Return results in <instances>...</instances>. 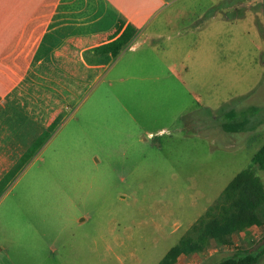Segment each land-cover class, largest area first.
I'll list each match as a JSON object with an SVG mask.
<instances>
[{
    "label": "rangeland",
    "instance_id": "obj_1",
    "mask_svg": "<svg viewBox=\"0 0 264 264\" xmlns=\"http://www.w3.org/2000/svg\"><path fill=\"white\" fill-rule=\"evenodd\" d=\"M164 15L161 37L93 84L46 92L61 114L31 132L0 196V264H158L264 146V0H174ZM251 107L246 131L223 130ZM252 227L176 264L257 248L264 223Z\"/></svg>",
    "mask_w": 264,
    "mask_h": 264
},
{
    "label": "crops",
    "instance_id": "obj_2",
    "mask_svg": "<svg viewBox=\"0 0 264 264\" xmlns=\"http://www.w3.org/2000/svg\"><path fill=\"white\" fill-rule=\"evenodd\" d=\"M173 2L0 0V196L24 169L37 137L61 114L59 99L46 93L55 94L51 85L93 84L114 58L105 47L125 33L132 37L121 52L161 37L153 26Z\"/></svg>",
    "mask_w": 264,
    "mask_h": 264
},
{
    "label": "trees",
    "instance_id": "obj_3",
    "mask_svg": "<svg viewBox=\"0 0 264 264\" xmlns=\"http://www.w3.org/2000/svg\"><path fill=\"white\" fill-rule=\"evenodd\" d=\"M170 1V0H166ZM132 35L128 33L105 47L106 54L116 57ZM259 109L251 107L240 121L236 111L225 113L222 128L227 133L247 130L246 114L255 115ZM58 121V120H57ZM41 137L39 138L40 141ZM264 171V146L256 153L251 165L240 172L224 189L220 197L208 208L173 246L158 264H176L181 256L203 253L211 244L218 247L232 246L236 235L246 232L253 225L264 223V182L257 174ZM264 259V241L250 251L239 250L216 264H260Z\"/></svg>",
    "mask_w": 264,
    "mask_h": 264
}]
</instances>
